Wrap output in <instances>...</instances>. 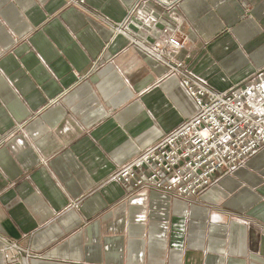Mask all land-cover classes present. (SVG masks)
<instances>
[{
    "label": "crops",
    "instance_id": "1",
    "mask_svg": "<svg viewBox=\"0 0 264 264\" xmlns=\"http://www.w3.org/2000/svg\"><path fill=\"white\" fill-rule=\"evenodd\" d=\"M168 32L209 88L264 71V0H0V264H264V148L192 199L114 180L197 110Z\"/></svg>",
    "mask_w": 264,
    "mask_h": 264
},
{
    "label": "built area",
    "instance_id": "2",
    "mask_svg": "<svg viewBox=\"0 0 264 264\" xmlns=\"http://www.w3.org/2000/svg\"><path fill=\"white\" fill-rule=\"evenodd\" d=\"M194 47L187 37L169 32L167 46H156V55L181 75L197 110L114 176L128 189L152 187L196 198L219 174L234 173L264 148V71L228 92L214 90L195 80L177 59Z\"/></svg>",
    "mask_w": 264,
    "mask_h": 264
},
{
    "label": "rangeland",
    "instance_id": "3",
    "mask_svg": "<svg viewBox=\"0 0 264 264\" xmlns=\"http://www.w3.org/2000/svg\"><path fill=\"white\" fill-rule=\"evenodd\" d=\"M230 180V179H229ZM228 179L224 180V182L222 183L224 186H228L231 187L232 186V179L229 181Z\"/></svg>",
    "mask_w": 264,
    "mask_h": 264
}]
</instances>
